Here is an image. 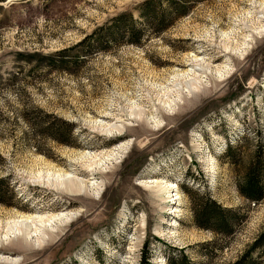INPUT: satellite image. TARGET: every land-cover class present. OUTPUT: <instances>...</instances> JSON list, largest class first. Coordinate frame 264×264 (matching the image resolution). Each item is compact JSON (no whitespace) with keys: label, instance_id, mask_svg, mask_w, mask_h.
<instances>
[{"label":"rangeland","instance_id":"1","mask_svg":"<svg viewBox=\"0 0 264 264\" xmlns=\"http://www.w3.org/2000/svg\"><path fill=\"white\" fill-rule=\"evenodd\" d=\"M143 1L0 3V178L9 189L0 203V256L16 260L0 264H138L146 241L150 264H166V247L184 248L192 264H231L264 229V201H244L241 169L223 157L243 134V156L264 147V0L197 2L160 34L152 16L141 26ZM191 1L164 0L163 15L176 8L171 2ZM123 14L144 29L140 45L99 50L107 37L96 34L67 54L64 69L44 66L42 56L78 46ZM83 48L92 51L75 63ZM194 57L206 63L197 88L175 77L192 75ZM60 121L73 126L67 138ZM48 125L66 141L44 131ZM104 125L116 130L103 133ZM65 174L79 191L59 185ZM161 181L176 187L177 201L162 196ZM182 186L243 216L235 233L198 229ZM58 214L72 217L41 236L4 237L16 215ZM212 240L218 247L204 248ZM252 258L264 264V248Z\"/></svg>","mask_w":264,"mask_h":264},{"label":"trees","instance_id":"2","mask_svg":"<svg viewBox=\"0 0 264 264\" xmlns=\"http://www.w3.org/2000/svg\"><path fill=\"white\" fill-rule=\"evenodd\" d=\"M3 1L4 0H0V3ZM163 1L164 0H145L137 8L138 16L143 23L141 26L150 25L151 21L149 22L148 18L152 16V22L154 23L155 31L158 34L163 33L170 25L174 23L176 18L188 14L191 5L204 0H193L188 6L186 4H177V6L175 2H171L173 6H176V8L166 14V17L163 15L165 12L161 8ZM132 19V14L120 15L112 20L113 26H106L97 29V31L91 36L84 38V40L81 41L78 46H75L69 50L42 56L41 59L44 60V66L54 69L63 67L64 69V65L69 63V61L66 60L68 57L67 54L77 49V47H80L83 43L92 40L96 34L106 33L105 36L107 37V40L104 42L105 44L98 43L97 48L99 50L104 49L105 45L112 42H124L135 46L140 45V41L144 34V29L138 27ZM116 26H120V32L117 31V34L114 35V33H116L114 31V27ZM85 44H83V46ZM91 51L92 49L90 48L81 49V51L78 53V56L73 57V61L78 63L81 56H86ZM30 60L31 58L29 57L25 58L26 62H29ZM60 126L66 133L65 135L67 138L69 135L68 133L70 132L71 128H73V126L66 121H60ZM53 129L54 128L52 125H48L44 128V131H50L51 136L53 135L57 137L59 141L65 142L66 140L64 139L66 138H62L57 134L59 133L58 129ZM247 138L248 135L246 134L244 136L243 134L242 138H238V141L235 142V144L228 142L224 149L223 157L227 159L231 167L241 169L239 171V178L236 183L237 191L246 203H251L255 206L264 201V147H262V145H257L252 154L243 156V153H245L243 151L246 150V145L249 143V139L247 140ZM253 139L257 140L256 136ZM181 188L185 196H187L193 224L198 229L210 231L215 236L221 238H230L235 233V223L237 222L236 226H239L243 221V216L239 215L235 209L221 206L211 197L208 192L193 188L188 189L184 186ZM8 192L9 189L6 180L0 178V203L6 204V200H4V198ZM12 197H14V195H12ZM214 242L216 241L212 240L210 244L207 243L203 246L204 248L210 245H212L211 247H218V245H216ZM263 248L264 229L256 236L248 250H244L238 260L231 264H258V262L252 258V255ZM164 251L166 264H192L191 260L185 253L184 248L179 249L176 247H166ZM138 264H150V250L148 241L143 244Z\"/></svg>","mask_w":264,"mask_h":264},{"label":"bare ground","instance_id":"3","mask_svg":"<svg viewBox=\"0 0 264 264\" xmlns=\"http://www.w3.org/2000/svg\"><path fill=\"white\" fill-rule=\"evenodd\" d=\"M261 7L260 8L264 12V4H261ZM235 50H237V49H235ZM193 61L196 64L199 63V65H198V67L196 66V69L191 71L192 75H189L188 73H184V74H182L180 76L177 75L175 77L178 78L180 82H190V81H192L193 83H190L189 85L194 87V88H197V85L199 84V75H198L197 71H199V68L205 67L206 63L202 62V60H197L196 57L193 58ZM215 72L217 74H220L221 70L216 68ZM168 91L170 92L171 90H167V93H169ZM167 93L165 95L163 94V96L161 98H164V96L167 97ZM161 103H163L164 105L168 104V103L164 102L163 100L161 101ZM135 108H138V107H135ZM100 129L102 130L103 133H106L108 135L112 134V132L116 130L115 127H111V126H108V125L101 126ZM57 178L62 181V182L59 183L60 186H64L66 183H68L72 187L77 189L78 191H79L78 188L82 187L81 183H76V182H74L72 180L71 181L68 180L67 182L64 183L62 179H65V180L69 179L70 178L69 174L57 175ZM156 185H157V188H158L159 192L162 193V196L169 200L168 203L172 204L175 201H177L176 197L178 196V194H174V190H176L175 186H173L171 184H167L166 182H163V181L157 182ZM171 210H172V213H175L174 208H172ZM71 217H72L71 214H58V215H52V216H49V217H47V216H45V217L37 216V217H34V218L33 217H25V216H21V215H18V216L16 215V217H15L16 220H13V222H11V223L9 222L7 224L6 228H8V230H7L8 233L5 234L4 237H6L8 234H12V236H13V235H15L17 233L23 234V237L26 240L29 239L32 234L39 233V235L41 236V235H43L42 231H44L46 229L53 228V225L55 223H62L63 221H68V220L71 219ZM37 241H39V240H37ZM0 261L14 262V263L16 262L15 259L4 257V256H0Z\"/></svg>","mask_w":264,"mask_h":264}]
</instances>
